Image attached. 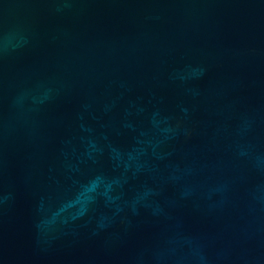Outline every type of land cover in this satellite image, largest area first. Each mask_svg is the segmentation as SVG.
<instances>
[{
    "label": "water",
    "instance_id": "obj_1",
    "mask_svg": "<svg viewBox=\"0 0 264 264\" xmlns=\"http://www.w3.org/2000/svg\"><path fill=\"white\" fill-rule=\"evenodd\" d=\"M0 264H264V0H0Z\"/></svg>",
    "mask_w": 264,
    "mask_h": 264
}]
</instances>
